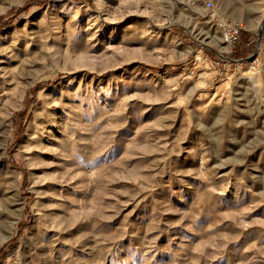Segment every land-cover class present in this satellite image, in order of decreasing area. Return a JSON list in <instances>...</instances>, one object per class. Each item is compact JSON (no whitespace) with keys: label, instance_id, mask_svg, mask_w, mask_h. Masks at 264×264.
Wrapping results in <instances>:
<instances>
[{"label":"rangeland","instance_id":"obj_1","mask_svg":"<svg viewBox=\"0 0 264 264\" xmlns=\"http://www.w3.org/2000/svg\"><path fill=\"white\" fill-rule=\"evenodd\" d=\"M262 26L264 0H0V264H264Z\"/></svg>","mask_w":264,"mask_h":264},{"label":"built area","instance_id":"obj_2","mask_svg":"<svg viewBox=\"0 0 264 264\" xmlns=\"http://www.w3.org/2000/svg\"><path fill=\"white\" fill-rule=\"evenodd\" d=\"M208 7L211 6V1L206 3ZM222 28H223V37L224 42L233 47L236 42L239 40V37L243 31L244 24L241 20H224L222 21Z\"/></svg>","mask_w":264,"mask_h":264},{"label":"bare ground","instance_id":"obj_3","mask_svg":"<svg viewBox=\"0 0 264 264\" xmlns=\"http://www.w3.org/2000/svg\"><path fill=\"white\" fill-rule=\"evenodd\" d=\"M263 30H264V27L262 26V28H261V33L263 32ZM261 35V34H260ZM228 46V45H227Z\"/></svg>","mask_w":264,"mask_h":264}]
</instances>
